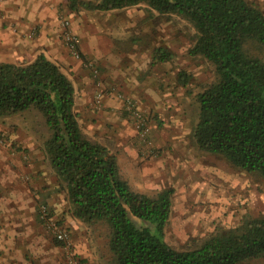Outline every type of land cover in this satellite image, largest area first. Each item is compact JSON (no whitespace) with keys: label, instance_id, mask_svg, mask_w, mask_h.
<instances>
[{"label":"trees","instance_id":"obj_1","mask_svg":"<svg viewBox=\"0 0 264 264\" xmlns=\"http://www.w3.org/2000/svg\"><path fill=\"white\" fill-rule=\"evenodd\" d=\"M69 2L72 9L82 4L100 11L147 3L161 14L187 20L196 36L190 55L203 57L215 73L212 84L197 97L195 142L200 150L221 155L236 168L264 178L261 8L248 0ZM170 57L160 49L157 60ZM179 81L187 85L188 76L180 75ZM75 97L69 76L44 54L30 62H0V116L33 108L44 115L52 132L44 153L66 189L72 215L88 226L107 227L109 264H242L264 254V214L246 216L237 226L212 233L195 248L173 247L166 228L174 189L155 195L135 191L122 178L116 156L84 133ZM137 219L146 222L139 224Z\"/></svg>","mask_w":264,"mask_h":264},{"label":"rangeland","instance_id":"obj_2","mask_svg":"<svg viewBox=\"0 0 264 264\" xmlns=\"http://www.w3.org/2000/svg\"><path fill=\"white\" fill-rule=\"evenodd\" d=\"M248 1L264 11V0ZM119 12L115 21L123 19L120 25L128 32L111 38L117 49L134 47L132 57L141 64V58L164 48L172 55L166 62L172 71L171 79L178 81L180 75L188 76L187 85L180 84L176 89L183 108L168 109L183 117L185 128L180 135L186 141L180 150L168 157L164 154L172 178L166 186L175 191L167 241L180 250L192 249L212 233L237 226L246 216H262L264 178L236 168L221 155L200 150L195 142L197 97L215 76L214 68L203 57L189 53L196 40L195 29L181 16L161 14L147 3ZM120 25L114 30L122 31ZM88 68L99 85L100 72ZM146 114L150 122H155L153 114ZM169 133L170 130L166 135ZM51 134L38 109L0 116V264H72L71 259L77 264H109L107 227L88 226L72 215L66 189L51 169L44 153ZM8 156L18 158L19 164ZM156 193L155 189L147 190L149 195ZM41 206L46 207L52 221L66 230L69 243L58 240L48 228L40 216ZM242 264H264V254Z\"/></svg>","mask_w":264,"mask_h":264},{"label":"crops","instance_id":"obj_3","mask_svg":"<svg viewBox=\"0 0 264 264\" xmlns=\"http://www.w3.org/2000/svg\"><path fill=\"white\" fill-rule=\"evenodd\" d=\"M119 11L123 13V9L91 10L82 4L72 9L69 0H0V62H30L44 54L59 65L75 87V110L85 134L116 156L122 178L135 191L147 194L148 189H155L158 193L171 188L166 186L171 168L165 152L168 157L186 141L180 135L185 128L183 117L180 112L174 115L168 110L172 106L173 110L177 106L183 108L179 105L180 91L176 90L181 83L179 78L178 81L171 79L172 71L166 64L171 57L166 61L157 60L160 49L164 48H157L149 57L141 58L143 68L138 58L132 57L134 47L117 49L111 38L128 32L120 25L123 19L115 21ZM63 16L70 19L71 29L79 38V58L66 45ZM118 25L122 31L114 30ZM88 66L100 72L99 85ZM99 93L102 102L98 105ZM120 95L133 97L146 112L153 114L154 153L145 154L141 148L133 120L123 111ZM168 130L170 133L166 135ZM8 157L19 164L18 158Z\"/></svg>","mask_w":264,"mask_h":264},{"label":"built area","instance_id":"obj_4","mask_svg":"<svg viewBox=\"0 0 264 264\" xmlns=\"http://www.w3.org/2000/svg\"><path fill=\"white\" fill-rule=\"evenodd\" d=\"M61 22L64 28V39L69 51L77 58L80 57V49H79V38L78 36L72 31L71 29V21L67 17H61ZM97 72V70L95 71ZM120 99L124 105V112L128 114L134 123L135 129L137 131V135L141 141V148L143 149L145 154L154 153L153 143L151 140V131L152 126L150 119L143 108L137 103V101L128 96H121ZM97 104H101L102 102V95L101 93L97 94L96 96ZM40 216L42 220L45 221V224L48 228L54 233L55 237L65 242L66 244L69 243L68 234L65 229L59 227L56 222L52 221L48 217V212L45 206H41L40 208ZM72 264H77L76 261L71 259Z\"/></svg>","mask_w":264,"mask_h":264}]
</instances>
